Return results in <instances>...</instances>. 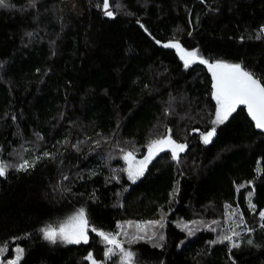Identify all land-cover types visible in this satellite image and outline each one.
<instances>
[{
    "label": "trees",
    "instance_id": "trees-1",
    "mask_svg": "<svg viewBox=\"0 0 264 264\" xmlns=\"http://www.w3.org/2000/svg\"><path fill=\"white\" fill-rule=\"evenodd\" d=\"M58 2L0 6V161L10 165L0 176V264H92L89 253L127 264L114 245L106 257L99 231L132 251V264H264V133L243 108L213 125L206 64L186 68L165 47L240 64L264 83V0H108L111 17L103 0H80L72 67ZM167 135L186 145L179 159L159 152L127 181L122 153L140 157ZM25 160L34 166L17 170ZM80 209L87 243L43 238ZM229 210L231 241L218 232Z\"/></svg>",
    "mask_w": 264,
    "mask_h": 264
},
{
    "label": "snow or ice",
    "instance_id": "snow-or-ice-1",
    "mask_svg": "<svg viewBox=\"0 0 264 264\" xmlns=\"http://www.w3.org/2000/svg\"><path fill=\"white\" fill-rule=\"evenodd\" d=\"M5 4V0H0V6ZM103 7L105 14L109 17L113 16V12L109 11L108 0H103ZM165 47L176 48L181 53V59L184 60V66L187 68L196 60L199 63L206 64L211 71L215 83L213 84L214 92L213 97L217 103L216 118L212 121L213 125L222 124L228 119L232 112L236 111L238 105H246L249 115L255 121V126L258 129L264 130V83L255 78L252 73L246 71L240 64H228L222 61L215 63H209L207 60L198 56L197 51H185L181 48L180 44L169 43ZM170 131V130H169ZM216 133L215 127H213L206 134L202 133L201 138L204 144H209L212 141L213 136ZM171 149V155L174 160L179 159V153L183 152L186 148L185 144L177 143L171 138V135H167L161 139L153 140L148 145V155L138 162L135 169L130 165L128 169L129 178L133 181L140 176H143L147 165L151 162L155 155L165 149ZM45 155H48L45 153ZM131 152L127 153L125 159H133ZM34 164L25 160L18 166L17 170L26 171L29 167H33ZM8 167L10 165L0 161V176H5ZM251 195V193H249ZM254 208L255 206L252 205ZM261 218H264V211L259 213ZM88 220L85 216L84 209H80L74 216L70 217L67 221L60 224L59 228H53L47 226L40 231L43 234V238L51 243H56L57 240L66 243L79 244L81 242H88ZM93 232H97V229L93 228ZM143 231V229H141ZM97 234L103 238L107 244L114 245L120 249L123 253L124 260L127 264H132L134 253L129 250H125L121 243L111 233H105L103 231L97 232ZM191 234V233H189ZM238 235V233H235ZM163 239V236L160 237ZM135 239H143V237H133ZM223 240H232V236H224ZM251 243V241H249ZM233 247H239L238 244H233ZM18 253L22 254V249H17ZM113 254V249L108 248L105 252L106 257H110ZM19 259V256H18ZM87 259L92 260V264H96L92 258V254L89 253Z\"/></svg>",
    "mask_w": 264,
    "mask_h": 264
},
{
    "label": "rangeland",
    "instance_id": "rangeland-1",
    "mask_svg": "<svg viewBox=\"0 0 264 264\" xmlns=\"http://www.w3.org/2000/svg\"><path fill=\"white\" fill-rule=\"evenodd\" d=\"M58 5L60 7L59 20L61 21V29H62V34H63L64 40H65V48H66V50L64 52L65 55H64L63 59H64V62L66 63V65H68V67L69 66L72 67L73 61L75 60V57H76V48H77L76 37L74 34L75 31L73 30V21L80 15V0H59ZM181 48H183V47H181ZM184 50L189 51V52L192 51V50H186V49H184ZM176 54H177L179 60L181 61V63L184 65V60L181 59V53L177 49H176ZM215 104H216V108H215V114H216V109H217L216 100H215ZM215 114H214V119L216 118ZM126 129H127L126 130L127 132L131 131L130 128H126ZM207 132L208 131L200 132V134H199L202 143H203V141L201 138V134L202 133L206 134ZM159 139H161V138H159ZM129 152L130 151H125L124 153H122L121 158H122V161L124 163L125 178L129 182H133V180L129 178L128 169H129L130 165L132 166L133 169H135V167L138 165V162L143 160L145 158V156L148 155V148L146 149L145 153L142 156L135 157L133 155L134 158L131 160L125 159L126 154ZM78 211L79 210H76L73 214L68 216L63 222L67 221L70 217L74 216ZM236 223H237V217H236L235 213L232 210L225 211L223 219L219 220V223H218L219 235L220 236L229 235L232 231V228H234V225ZM64 243H66V242H64ZM107 247L112 248L114 246L107 244ZM96 264H97V262H96Z\"/></svg>",
    "mask_w": 264,
    "mask_h": 264
},
{
    "label": "water",
    "instance_id": "water-1",
    "mask_svg": "<svg viewBox=\"0 0 264 264\" xmlns=\"http://www.w3.org/2000/svg\"><path fill=\"white\" fill-rule=\"evenodd\" d=\"M206 66H207V65H206ZM207 68H208V66H207ZM208 70H209V68H208ZM209 73H210V76H211V79H212V84H214L215 81H214V79H213V76H212L211 71H209ZM213 89H214V88H213ZM237 108H243L245 115L247 116V118L249 119V121L252 123L254 129H255L256 131H259V132L264 133V130L258 129V128L255 126V121H254V120L252 119V117L249 115L248 110H247V106H246V105H238ZM165 150H170V151H171V149H167V148H166Z\"/></svg>",
    "mask_w": 264,
    "mask_h": 264
}]
</instances>
